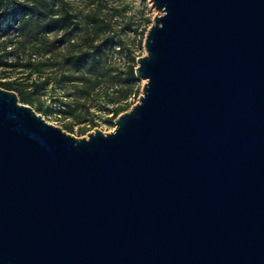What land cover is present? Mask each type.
<instances>
[{
	"label": "water",
	"instance_id": "water-1",
	"mask_svg": "<svg viewBox=\"0 0 264 264\" xmlns=\"http://www.w3.org/2000/svg\"><path fill=\"white\" fill-rule=\"evenodd\" d=\"M151 1L112 132L0 87V264H264V0Z\"/></svg>",
	"mask_w": 264,
	"mask_h": 264
},
{
	"label": "rangeland",
	"instance_id": "rangeland-1",
	"mask_svg": "<svg viewBox=\"0 0 264 264\" xmlns=\"http://www.w3.org/2000/svg\"><path fill=\"white\" fill-rule=\"evenodd\" d=\"M23 1L1 0L0 15ZM157 14L151 0H43L34 7L23 27L14 26L0 38V55L9 56L12 61V53L20 47L23 63L31 59L43 68L34 74L24 70L22 74L5 76L4 80L19 77L21 83H38L26 89L24 97L31 102L18 96L19 103L32 107L48 123L65 132L78 138L87 137L95 129L110 133L117 119L112 110L120 97L115 83L119 69L129 63L137 66L138 58L146 55L145 38ZM69 17L72 18L65 21ZM2 19L0 16V23ZM91 19L96 20L95 30ZM68 49L87 55L79 72L68 68ZM46 64H53L52 70L42 66ZM92 64L103 76L96 80L98 86L92 95L83 99L95 80L90 73ZM5 73L0 68V75ZM145 82L136 76L132 83L127 97L132 106L139 102Z\"/></svg>",
	"mask_w": 264,
	"mask_h": 264
},
{
	"label": "trees",
	"instance_id": "trees-1",
	"mask_svg": "<svg viewBox=\"0 0 264 264\" xmlns=\"http://www.w3.org/2000/svg\"><path fill=\"white\" fill-rule=\"evenodd\" d=\"M43 0H24L22 3H16L15 5L6 8L9 13H4V15H0L3 19L0 23V38L8 33L14 26H17L18 29L23 27L27 22L28 18L31 13L34 12V7L41 3ZM1 2V0H0ZM31 4V5H28ZM72 17L65 19V21H69ZM57 21H62V19H57ZM92 29L95 30L97 28L96 20L91 19ZM12 42V41H11ZM14 44V43H13ZM19 45V42L16 43ZM49 50V47H47ZM14 59L9 61V56L0 55V68L6 70V73L0 76V87L14 91L20 97H23L24 101L31 102L30 98H25L26 89L30 86H38V83L31 82V83H21L19 82V77H16L12 81H6L4 78L5 76H10L12 74H22L24 70H30V74H34L36 72H40L43 67H40L38 62H32L31 59H28L26 63H23V52L20 50V47L12 53ZM87 58L86 54H80L75 52L74 50L68 49L65 53V61L68 65L69 69L73 71L79 72L80 71V63L85 61ZM50 65L53 64H46L42 66H47V70H52ZM136 65L127 64L125 67L119 69V75L116 77L115 83L119 86V100L117 101V105L113 108L112 114L113 116L118 117L121 113L126 112L131 106L132 103L128 101L127 97L132 88V83L136 80L135 69ZM93 68V69H92ZM92 68L90 69V73L94 76L95 80L92 81V84L86 89L84 92V96L81 97L83 99L89 98L93 91L98 86L96 80L100 77L102 78V72L100 69H96V65L92 64ZM11 71V72H9ZM49 80V78H48ZM72 130V127H69Z\"/></svg>",
	"mask_w": 264,
	"mask_h": 264
}]
</instances>
